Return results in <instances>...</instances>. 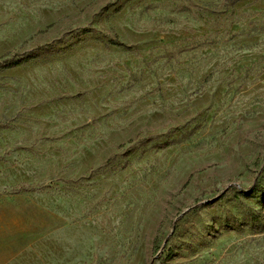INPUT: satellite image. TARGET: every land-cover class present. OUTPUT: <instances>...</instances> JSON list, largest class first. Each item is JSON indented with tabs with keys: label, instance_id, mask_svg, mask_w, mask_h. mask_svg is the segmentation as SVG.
I'll use <instances>...</instances> for the list:
<instances>
[{
	"label": "rangeland",
	"instance_id": "obj_1",
	"mask_svg": "<svg viewBox=\"0 0 264 264\" xmlns=\"http://www.w3.org/2000/svg\"><path fill=\"white\" fill-rule=\"evenodd\" d=\"M0 264H264V0H0Z\"/></svg>",
	"mask_w": 264,
	"mask_h": 264
},
{
	"label": "trees",
	"instance_id": "obj_2",
	"mask_svg": "<svg viewBox=\"0 0 264 264\" xmlns=\"http://www.w3.org/2000/svg\"><path fill=\"white\" fill-rule=\"evenodd\" d=\"M33 58H35V56L32 55L18 60H14L13 58L2 60L0 61V70L11 69L20 66L24 62L31 60Z\"/></svg>",
	"mask_w": 264,
	"mask_h": 264
}]
</instances>
